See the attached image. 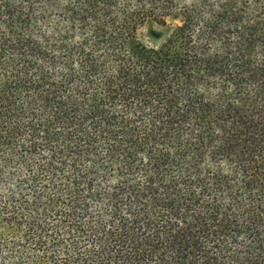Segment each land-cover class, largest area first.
<instances>
[{
    "label": "trees",
    "instance_id": "trees-1",
    "mask_svg": "<svg viewBox=\"0 0 264 264\" xmlns=\"http://www.w3.org/2000/svg\"><path fill=\"white\" fill-rule=\"evenodd\" d=\"M0 264H264V0H0Z\"/></svg>",
    "mask_w": 264,
    "mask_h": 264
},
{
    "label": "rangeland",
    "instance_id": "rangeland-1",
    "mask_svg": "<svg viewBox=\"0 0 264 264\" xmlns=\"http://www.w3.org/2000/svg\"><path fill=\"white\" fill-rule=\"evenodd\" d=\"M156 35L163 36L164 29L153 22H148L139 31V40L144 44H154L158 41Z\"/></svg>",
    "mask_w": 264,
    "mask_h": 264
}]
</instances>
